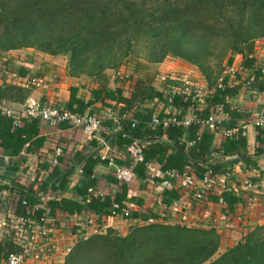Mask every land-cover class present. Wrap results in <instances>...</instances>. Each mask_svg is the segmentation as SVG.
Wrapping results in <instances>:
<instances>
[{
  "label": "trees",
  "instance_id": "trees-1",
  "mask_svg": "<svg viewBox=\"0 0 264 264\" xmlns=\"http://www.w3.org/2000/svg\"><path fill=\"white\" fill-rule=\"evenodd\" d=\"M262 39L264 0H0V55L34 49L53 56H67L69 75L86 76L95 84L88 104L98 101L106 104L110 100L123 103L124 110H128L134 99L166 102L164 90L154 85L156 73L142 72L137 78V92L131 98L123 97L120 89L109 88L108 71L126 67L124 61L136 56L139 48L147 52L144 60L149 64L162 63L170 56L197 68L212 93L204 97V109H194L195 120L187 129L171 123L163 127L162 122L152 126L154 117L160 121L163 117L153 115L151 110H137L120 121L115 134L119 145L127 147L134 140L147 144L144 161L137 163L129 157L124 167L142 176L145 163L155 161L164 175L155 180L164 183L170 181L168 172L183 173L188 166L196 167L199 179L207 172L210 175L220 172V163L207 162L211 153L221 156L246 153V138L240 127L228 126L220 147L214 148V135L224 124L220 122L214 130L205 132L201 123L215 116L216 107L227 112L230 119L242 115L227 102L234 91L226 86L224 78L219 79L233 65L236 55L242 58L243 70L254 67L252 80L246 81V85L264 90L262 69L255 66L253 57L255 44ZM236 74L240 72L236 70ZM163 83L166 89L168 82ZM1 95L0 92V99ZM84 105L71 92L67 110L83 115ZM172 105L178 119L197 106L181 94L173 96ZM22 131L19 129L18 133ZM162 131L166 141L159 139ZM261 135L258 128L259 144H262ZM96 159L99 161L100 157ZM53 173L61 178L59 185L64 188L66 175L58 170ZM164 188L163 201L172 205L171 201L177 200L178 195L172 188ZM4 189L14 192L18 215H26L23 201L36 207L34 213L27 215L35 220L46 211V206L51 210L56 206L65 209L51 202L44 205L17 185H0V191ZM82 194V209L78 206V212H90L100 223L111 216L114 203L128 206L124 202V185L121 194L113 199L89 195L88 189ZM220 199L229 209L238 202V198L225 192L212 198ZM129 218L137 222L128 224L124 235L111 231L87 238L77 233L74 237V229L71 249L62 264H264V225L245 231L233 246L218 254L223 241L216 228L170 224L155 216L140 217L132 209ZM12 237L13 232L1 238L0 264L9 253L20 251Z\"/></svg>",
  "mask_w": 264,
  "mask_h": 264
},
{
  "label": "crops",
  "instance_id": "crops-1",
  "mask_svg": "<svg viewBox=\"0 0 264 264\" xmlns=\"http://www.w3.org/2000/svg\"><path fill=\"white\" fill-rule=\"evenodd\" d=\"M253 57L255 66L261 67L264 78V39L256 42ZM241 62V56L236 55L232 65L240 74L230 75L223 72L219 79L224 78L226 86L234 91L233 96L227 98V102L242 115L237 119H230L221 108H213V115L224 124L215 133L213 146L220 147L228 126L240 127L246 138V153L228 156L211 153L207 162L220 163L221 171L212 175L207 172L213 181L209 192L202 201H196L190 191L181 188L178 183H173L170 188L178 195L180 208L178 211H170L171 204L167 205L163 201L164 182L156 180L150 183L149 169L143 170L142 176L135 175L130 183H122L113 175V171L117 167H124L129 159L126 146L117 144L118 139L115 137L120 129V121L137 110H151L153 115L164 118L168 109L166 102L134 99V104L128 110H124L126 108L123 103L110 100L106 104L102 101L88 104L95 84L86 76H70L67 56H53L34 49L10 51L0 55V103L5 107L19 113L24 102L33 98L42 104L67 109L72 92L78 101L85 104L83 115L93 114L101 119L99 131L94 138L88 139L81 128L67 123L51 127L41 120L19 116V124L15 126L13 118L0 114V185H17L25 192L35 195L44 205L51 202L65 208L56 206L51 210L46 206V212L54 219L58 229L55 235L58 251L63 247L60 241L62 238L68 242L73 240L75 224L84 215L77 210L78 206L82 209V192L95 188L94 191L103 193V197L113 199L121 194L123 185L126 188L124 202L132 206L138 216H155L170 224L216 228L222 243L233 246L245 231L264 225V126L255 127L252 117L254 112L264 109V90L259 91L246 85L252 80L254 67L243 70ZM141 64L127 62L128 68L124 67L132 73L124 82L113 77L114 71H108L109 88L120 89L123 97L131 98L137 92L135 86L139 75L142 72H151L156 73L157 77L154 85L163 91L165 85L158 77L169 76L174 72L188 74L205 91V97L212 93L197 68L187 63L164 60L159 64ZM32 78H41L44 86L30 87ZM204 103L203 100L196 108L188 109L183 117H195L194 109H204ZM76 106L75 104L74 107ZM201 128L205 132L209 131L203 125ZM258 128L262 131V144L257 142ZM19 129L24 132L18 133ZM159 139L167 140L163 131ZM104 142L108 148L104 147ZM144 146L147 144L144 143ZM58 150L60 154L57 153ZM102 154L112 157L113 165L96 159ZM54 170L66 175L62 189L59 185L62 180L54 175ZM188 170L198 177L195 166H188ZM152 171H159L155 161L152 162ZM163 177L160 173L156 178ZM54 186L57 187L56 190L53 189ZM222 192L231 193L238 198L237 204L231 209L224 202L212 200ZM13 195L14 192L9 189L0 191V242L2 237L7 236L4 226L6 212L13 210L16 213L17 204ZM61 201L64 203L61 204ZM174 201L176 200L171 203ZM103 220L108 225L106 232L126 234L127 223L122 219L105 217ZM136 221L137 219H131L132 223ZM58 251L53 252L47 260L35 264H62L64 257Z\"/></svg>",
  "mask_w": 264,
  "mask_h": 264
},
{
  "label": "built area",
  "instance_id": "built-area-1",
  "mask_svg": "<svg viewBox=\"0 0 264 264\" xmlns=\"http://www.w3.org/2000/svg\"><path fill=\"white\" fill-rule=\"evenodd\" d=\"M131 73L132 71L122 68L114 71L113 77L125 81L129 79ZM224 73L235 75L236 70L234 66H230L225 69ZM158 78L161 82H168L167 88L164 89L168 109L162 121L154 117L151 121V125L156 126L162 122L163 127L171 123L179 127L187 128L195 120V117H183L182 119H178L176 117L178 112L173 108L172 98L174 95L181 94L198 105L204 100L205 91L194 83L186 73L173 72L169 76L160 75ZM29 86L39 88L44 86V81L41 78H32L29 82ZM0 114L13 118L15 126L19 124V116L41 120L51 127L61 123H67L73 127L81 128L88 139L94 138L101 127V119L97 116L79 115L67 109L42 104L33 98H28L24 102L19 113L14 112L0 103ZM252 117L255 127L264 126V109L254 112ZM220 122L221 119L217 116H212L207 121L202 122L201 125L212 131ZM103 145L108 148L107 143L104 142ZM144 147V143L134 140L126 147V152L134 162L142 163L144 161ZM57 153L60 154V150H58ZM100 160L107 162L108 165H113L114 163V159L105 154L100 155ZM145 167L147 170L149 169L150 172L148 181L150 183L156 182L155 178L160 174V171L153 173L152 162L145 163ZM113 175L122 183H130L135 178V174L126 167H117L113 171ZM167 175L170 181L164 183L165 186L172 187L173 183H178L181 188L190 191L192 197L196 201H202L213 184L208 173H205L204 176L199 179L189 172L188 167H186L183 173L170 171ZM88 194L96 197H103V193L94 191V189H89ZM220 202H223L222 199H220ZM22 205L26 206V215H18L13 212V210L5 214V233L8 236L13 232L12 239L15 241L16 246H19L20 251L17 253H9L5 259L1 260L3 264H35L47 260L53 252L58 251L55 241V239L57 240L55 235L58 229L54 226V221L50 218L49 213L45 211L39 219L35 220L27 217V215L31 212L34 213L36 207L27 205L25 201L22 202ZM179 208L180 204L177 200L169 206L170 211H178ZM131 209L132 206L130 205L120 207L118 204L114 203L110 217L122 219L128 225L132 223L129 218ZM107 229L108 225L104 220L100 223L98 217L89 212L85 213L75 224L76 235L74 237L79 233L83 235L84 238H87L92 234L106 232ZM60 241L63 247L58 252L64 257L71 249L72 240L68 242L66 239L62 238Z\"/></svg>",
  "mask_w": 264,
  "mask_h": 264
},
{
  "label": "rangeland",
  "instance_id": "rangeland-1",
  "mask_svg": "<svg viewBox=\"0 0 264 264\" xmlns=\"http://www.w3.org/2000/svg\"><path fill=\"white\" fill-rule=\"evenodd\" d=\"M146 51L144 50V49H142V48H139V49H137V54H136V56H133V55H131V57H129V58H127L124 62H126V64H127V62H128V64H130V63H133V61L135 62V61H137L138 63H142L141 65H143V63L144 62H146L145 60H144V58H145V56H146ZM166 61H168V62H176V61H179V62H182V63H185L184 61H182L181 59H177V58H174V57H167L166 59H165ZM123 62V63H124ZM148 63V62H147ZM122 69V68H121ZM120 70V69H119ZM235 242V241H234ZM236 243V242H235ZM229 247H231V246H227V244H223L222 245V247L218 250V254H220V253H222L223 251H225L227 248H229Z\"/></svg>",
  "mask_w": 264,
  "mask_h": 264
}]
</instances>
